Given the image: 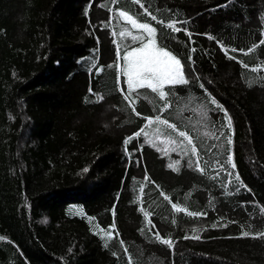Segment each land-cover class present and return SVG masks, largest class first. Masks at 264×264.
Instances as JSON below:
<instances>
[{"label":"trees","instance_id":"16d2710c","mask_svg":"<svg viewBox=\"0 0 264 264\" xmlns=\"http://www.w3.org/2000/svg\"><path fill=\"white\" fill-rule=\"evenodd\" d=\"M142 2L183 30L133 0H0V264H264V236L242 235L264 232V0ZM119 11L190 73L169 107L146 88L124 99L123 56L148 35Z\"/></svg>","mask_w":264,"mask_h":264},{"label":"snow or ice","instance_id":"6c2138e0","mask_svg":"<svg viewBox=\"0 0 264 264\" xmlns=\"http://www.w3.org/2000/svg\"><path fill=\"white\" fill-rule=\"evenodd\" d=\"M133 2L138 3L140 5V8L143 9L145 14L151 16L152 20L157 21L161 25H164L167 29H171L173 32H180L183 30L181 28L176 27L177 23H183V22H179V21L169 22L165 25V22L163 20H157V17L155 15H152V13L148 10V8L145 7L142 0H133ZM113 3H115V0H113ZM119 16L128 23H130L134 28L142 29L148 35L147 42H142V46L127 52L123 56V60L125 64L124 67L120 69V71L127 78L126 82H127V88L129 90L128 94H124L123 89H121L122 94H124V99L128 100L129 94H131L135 90L146 88V89H150L152 93L157 94L161 101H165V103L161 105L162 108L169 107L170 103L168 98L173 95L172 89H174L175 86L177 85H188L191 78L190 73H187L185 71V66L182 64L181 60L177 58V56L174 55L170 50H167L163 46L159 48L157 47L156 28L150 26L148 22H143V23L138 22V20L134 18L133 15L128 14L126 11H119ZM123 35L124 32H121V36ZM188 35L191 36V33H188ZM208 38L212 39L213 37L209 36ZM138 40H141V37L139 36L133 37V41H138ZM160 40L162 45V41H163L162 36L160 37ZM259 43L264 44V40L260 41ZM193 51H195V49H193ZM231 51L235 52L237 51V49H232ZM225 54L226 55L228 54L227 49H225ZM245 54H247V52H245ZM229 59H235V57L229 56ZM241 63L243 67L245 68L249 67L246 63L243 62ZM251 70L255 72L258 71V68H252ZM166 85L169 86V90L167 92L164 90ZM200 87L204 88V85L201 84ZM205 91L207 90L205 89ZM141 95H146V94L137 93V99H139ZM208 95L211 96L210 93H208ZM211 103L213 105H216L217 108H219L220 111L224 113V118L227 121V127L231 129L232 119L228 115L227 110L224 109L221 105H219L215 98H211ZM132 110L135 112L136 111L135 107H133ZM137 115H139V113H137ZM146 119H147V124L145 125V127H148L153 124L152 119H148V118ZM156 122L159 124L166 125L168 129H171L173 132H176L180 137H183L185 140H187L189 145L193 144L192 138L185 131H181L175 124L168 123V121L166 120H161L159 116L156 117ZM141 133L144 134L145 138L149 137L150 135V133L146 132L145 128L142 127L140 131L134 133L132 137L126 138L125 144L127 145V143H129V141L132 140L133 138L140 137ZM156 133L157 135L162 134L160 133L159 129H156ZM220 135L223 136L224 133L221 132ZM225 139L227 140V143L229 145H232L233 140L231 135L226 136ZM190 152L193 155L197 156L195 160L196 169L203 173L204 169L200 166L201 158L197 153V148L195 146L191 147ZM193 163H194L193 160L189 159L188 166L192 167ZM205 163L207 162L205 161ZM226 163H232V167L235 168L232 155L228 156ZM178 165H179V161L177 160L170 163L168 167L171 168L173 171H178L179 170ZM85 171H87V169H85ZM228 175H232V174L228 173ZM145 179H147V176H145ZM235 179L239 181L240 180L239 175H236ZM240 187H244V185L241 183L236 190L239 191ZM141 192H143V188H141ZM160 195L163 196L165 200L169 199V197L165 195L163 192H161ZM172 207L175 208L177 212L183 211V209L178 207L176 204H173ZM141 211H143V214L148 224H150L151 227L154 228L155 225L152 224L151 220L149 219L150 214L147 211H144L143 208H141ZM262 211H264V209H262ZM187 214L189 216L206 215V213H197V212H188ZM172 223H175V220H173ZM212 227L215 228L216 225L213 224ZM110 228L113 231H115V223H113V225H111ZM100 231H104V230L100 229ZM141 231L143 232V229H141ZM108 235L109 238H111L110 233ZM242 235L244 237H248L252 235V238H260L264 236V232L250 234L249 232L245 231L242 233ZM153 236L155 240L159 241L162 244L167 245L169 248L173 247V242L170 239L162 238L159 231L154 232ZM188 238L199 239L200 237L198 235H193L192 237H188V236L185 237V239ZM119 243L122 245L123 241H120ZM104 247H108L107 242L104 244ZM124 251L127 252V248H125ZM128 264H132L131 257H129Z\"/></svg>","mask_w":264,"mask_h":264},{"label":"rangeland","instance_id":"374dc122","mask_svg":"<svg viewBox=\"0 0 264 264\" xmlns=\"http://www.w3.org/2000/svg\"><path fill=\"white\" fill-rule=\"evenodd\" d=\"M257 0H251V2H252V4L254 5V3L256 2ZM260 89H262V87H260ZM263 91H264V89H263ZM107 107H109V106H107ZM105 109H106V107H105ZM107 111V110H106ZM112 119H113V117H111V119H110V121L112 122ZM199 120H201V119H199Z\"/></svg>","mask_w":264,"mask_h":264}]
</instances>
